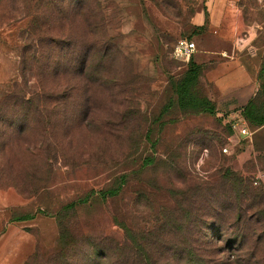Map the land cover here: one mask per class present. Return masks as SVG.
Returning <instances> with one entry per match:
<instances>
[{
  "label": "rangeland",
  "instance_id": "374dc122",
  "mask_svg": "<svg viewBox=\"0 0 264 264\" xmlns=\"http://www.w3.org/2000/svg\"><path fill=\"white\" fill-rule=\"evenodd\" d=\"M207 2L94 0L87 11L92 24L74 37L91 46L95 64L101 55L95 47L108 51L101 73H86L85 82L70 88L62 80L58 92L68 101L48 104L31 118L27 134L12 138L6 157L0 151V208L10 209L12 218L32 216L14 225L16 244L0 264H25L36 250L48 257L59 247L57 212L91 193L89 203L65 216L76 236L65 256L72 264H89L92 256L102 258L99 264H264V125L253 127L242 112L235 117L209 77L218 61L238 56L260 90L264 0L235 4L240 23L229 41L210 28ZM198 12L206 16L203 28L194 22ZM30 24L22 0H0V102L14 92L48 94L51 82L38 81L35 65L22 74L23 54L31 66L49 45L37 42ZM180 38L193 40L197 53H220L204 64L193 60L195 53L184 63L173 57ZM84 60L80 56L74 68ZM192 62L200 67L197 92L215 103L211 113L177 104L174 83ZM222 114L243 118L251 132L228 152L223 148L232 130ZM124 173L132 180L102 200L98 194ZM116 218L139 232L149 257L125 242Z\"/></svg>",
  "mask_w": 264,
  "mask_h": 264
},
{
  "label": "trees",
  "instance_id": "16d2710c",
  "mask_svg": "<svg viewBox=\"0 0 264 264\" xmlns=\"http://www.w3.org/2000/svg\"><path fill=\"white\" fill-rule=\"evenodd\" d=\"M24 9L29 11L31 17V24L29 27L30 32L36 35V40L40 44L48 42L49 45L44 43L47 47V52L34 54L32 59L34 62L31 66L28 65V58H25V53L22 58V74L27 76L28 71H32L33 65L36 66V75L38 81L42 82L43 79L51 82L48 89V94L45 92L43 99L37 94L29 95L24 92L18 96L15 92L12 95H6L5 99L0 102V151L6 157L7 146L12 142V138L16 135L24 136L27 134V128H30L31 118L40 115L47 109V105L53 103L54 100L60 103H66L68 100L65 98L66 93H59L58 90L63 88L67 82V86L73 87L72 83L85 82L84 76L86 73H101L103 61L109 60L108 51H103L99 47H95V53L100 54V60L94 63V58L91 59L90 54L92 49L87 43L82 42V37H74L76 32H80V28L92 24L88 21L89 15L87 14L89 7L94 4V0H22ZM100 8V3H97L96 9ZM95 9V10H96ZM55 22H59L58 26ZM205 27V24L200 28ZM37 32L39 34H37ZM41 32H44L41 33ZM45 34L47 41L44 40ZM37 36L39 38L37 39ZM71 44V45H70ZM66 45L71 47L67 51H62ZM80 56H85L83 67L80 69L74 68L79 61ZM84 59V58H83ZM30 67V68H28ZM200 67L193 62L189 66L184 75L174 83L175 95L177 97L178 106L185 111L200 112H213L215 103L207 97H202L197 92V85L199 81ZM62 77V78H61ZM61 78V79H60ZM67 79L66 82L61 81ZM102 75H97L96 81H101ZM18 85V84H15ZM24 85L28 84L24 81ZM68 90V89H66ZM59 95L61 100L57 98ZM59 103V102H58ZM57 105L51 107L53 114L56 112ZM51 114V115H52ZM242 116L253 127L264 125V84L260 86V90L242 110ZM65 117V116H64ZM50 120L54 121V118ZM68 120V117H67ZM54 124H52V127ZM149 161H153L149 159ZM2 172L4 167L1 166ZM132 180L131 173H124L119 176L114 184L103 190L98 194L102 200L109 201L120 194L125 185ZM6 184V183H5ZM8 185V184H6ZM17 186V185H16ZM4 184H0V188ZM94 193L86 195L78 200L65 204L57 212L56 219L59 226V247L51 251L48 257H43L38 250H36L25 262V264H37L39 262L44 264H72L68 262L65 256L70 253L74 245H76V236L72 233L65 223V216L68 213L76 212L82 205L89 203ZM32 216L30 214L13 218V220L22 221L29 220ZM116 224L123 233L125 242L136 251L137 254L149 257V246L147 242L141 240V235L133 229L127 222L120 218H116ZM96 255L98 252H94ZM94 257V258H92ZM89 264H99L98 256H92ZM43 259L44 262H43ZM40 264V263H39Z\"/></svg>",
  "mask_w": 264,
  "mask_h": 264
},
{
  "label": "crops",
  "instance_id": "0c3cea01",
  "mask_svg": "<svg viewBox=\"0 0 264 264\" xmlns=\"http://www.w3.org/2000/svg\"><path fill=\"white\" fill-rule=\"evenodd\" d=\"M239 0H208L209 11L212 12L210 28L216 29L221 41H229L239 27L240 18L236 14L235 4ZM205 13L198 12L194 20L195 25L201 27L205 24ZM197 53V52H196ZM220 52L215 49H205L193 58L199 64L208 63L212 60V55ZM209 77L214 82L220 93V98L224 101L235 117L241 115L246 104L254 98L259 90L257 79L248 68L240 62V57L229 56L221 59L209 71ZM27 220H13L10 209L0 208V261L15 246L14 225H26ZM23 233V232H22Z\"/></svg>",
  "mask_w": 264,
  "mask_h": 264
},
{
  "label": "built area",
  "instance_id": "2783aa9c",
  "mask_svg": "<svg viewBox=\"0 0 264 264\" xmlns=\"http://www.w3.org/2000/svg\"><path fill=\"white\" fill-rule=\"evenodd\" d=\"M196 52L197 47L193 40L188 38H180L175 44L173 57L179 61L188 63ZM220 117L223 118L225 123L229 124L232 130V134L228 136V142L223 148L224 152H228L229 148L238 145L242 138L250 137L251 132L243 118L238 117V119L235 118L229 120L224 117V114L220 115ZM255 183H257V181H255Z\"/></svg>",
  "mask_w": 264,
  "mask_h": 264
}]
</instances>
